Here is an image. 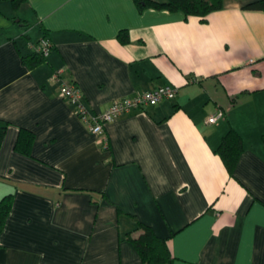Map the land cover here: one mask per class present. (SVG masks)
Masks as SVG:
<instances>
[{"label":"crops","instance_id":"0c3cea01","mask_svg":"<svg viewBox=\"0 0 264 264\" xmlns=\"http://www.w3.org/2000/svg\"><path fill=\"white\" fill-rule=\"evenodd\" d=\"M0 1V198L12 194L0 264H143L127 239L138 221L166 240L163 264H264V10L243 7L257 0H223L204 20L133 0ZM42 37L49 53L28 66ZM62 82L91 114L176 93L98 135ZM21 128L30 154L14 147ZM229 130L242 142L232 174L217 153Z\"/></svg>","mask_w":264,"mask_h":264},{"label":"trees","instance_id":"16d2710c","mask_svg":"<svg viewBox=\"0 0 264 264\" xmlns=\"http://www.w3.org/2000/svg\"><path fill=\"white\" fill-rule=\"evenodd\" d=\"M14 8H17L24 0H9ZM139 10L144 8L166 9L171 12H181L185 17L198 16L201 20L213 10L223 6V0H133ZM248 9L264 10V0H257L245 4ZM117 39L121 44L129 42V36L125 29L120 30ZM22 59L28 66H35L45 60L41 53L29 49L22 55ZM5 126H0V143ZM33 133L21 128L17 135L14 147L23 154H30ZM264 144V134L262 135ZM242 150L240 136L233 130H229L220 141L217 153L221 157L227 171L232 174L236 160ZM12 205V194L7 193L0 198V231L3 229ZM135 234L127 233V239L132 243L143 264H163L171 261V251L164 238L154 234L153 230L142 222H137Z\"/></svg>","mask_w":264,"mask_h":264},{"label":"built area","instance_id":"2783aa9c","mask_svg":"<svg viewBox=\"0 0 264 264\" xmlns=\"http://www.w3.org/2000/svg\"><path fill=\"white\" fill-rule=\"evenodd\" d=\"M29 47L47 56L51 48V44L47 38L42 37L35 43H29ZM50 79H58V72H54ZM176 89L170 85H160L132 96L116 99L106 108L105 111L98 114L88 113V110L80 103V92L74 83L62 82L60 85V94L69 102L77 105V115L89 124L92 133L101 135L104 132L105 125L118 115L128 112L132 109L141 108L144 105H155L162 99H172L175 97ZM222 115V111L207 118L208 122L215 121Z\"/></svg>","mask_w":264,"mask_h":264},{"label":"rangeland","instance_id":"374dc122","mask_svg":"<svg viewBox=\"0 0 264 264\" xmlns=\"http://www.w3.org/2000/svg\"><path fill=\"white\" fill-rule=\"evenodd\" d=\"M0 2H2V1H0ZM10 8V7H9ZM7 9V8H3L7 13H10V14H14V15H17V12L18 11H14V10H11V9Z\"/></svg>","mask_w":264,"mask_h":264}]
</instances>
